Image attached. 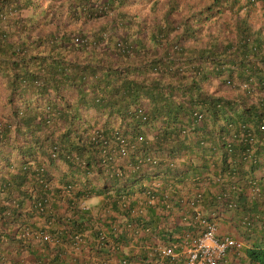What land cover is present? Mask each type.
Masks as SVG:
<instances>
[{
  "label": "trees",
  "instance_id": "trees-1",
  "mask_svg": "<svg viewBox=\"0 0 264 264\" xmlns=\"http://www.w3.org/2000/svg\"><path fill=\"white\" fill-rule=\"evenodd\" d=\"M129 1L0 0V264H65L86 229L73 264L159 260L149 236L110 255V208L167 241L206 228L183 224L192 189L230 203L240 233L259 227L230 264H264V0L178 17L184 0H139L149 18Z\"/></svg>",
  "mask_w": 264,
  "mask_h": 264
},
{
  "label": "clouds",
  "instance_id": "clouds-1",
  "mask_svg": "<svg viewBox=\"0 0 264 264\" xmlns=\"http://www.w3.org/2000/svg\"><path fill=\"white\" fill-rule=\"evenodd\" d=\"M202 0H184L183 3V8L181 10H176L174 12V15H178L181 13H185L187 10L185 9L186 3H189V5L197 8L201 4ZM254 188V187H253ZM256 190V188H254ZM200 191V190H199ZM191 193L194 194V197H192L190 200L187 202V210L185 213L182 214L183 216V224L186 227H190L191 223L194 225H207L208 223H212L215 226L214 234L217 237H230L235 239L236 241L239 242L238 246L230 247L227 248L223 253L215 257V264H230L233 263L238 259V256L244 257L246 256L245 248L250 246L251 242H254L255 237H259L261 235L259 227L253 230H248L242 233V236H236V235H228V234H220L218 232V224H217V217H224V212L225 209L230 205V203H225V200H220L219 202L215 203V206L217 209H215L212 205H202L201 202L198 201L199 198H201V195L199 192H194V189L191 190ZM229 195V191L226 190L225 196ZM199 202V203H198ZM90 204L92 205H98L100 203L99 198H92L89 201ZM228 219V217H226ZM126 229V231H124ZM206 229V228H205ZM204 229V230H205ZM121 232L124 231V235L127 236L126 238V243L131 244L132 242H135V240L139 237V226L136 224H130L125 221L124 227L121 228ZM204 230L197 229L195 231L186 229L185 233L180 234V236L173 235L170 239L167 241H162V243H157V244H152L153 250L156 249L158 259L161 260L164 257H168L171 260L174 259L177 255H180L182 257V264H184L185 260V252L189 247V241L191 238H194L196 236H200ZM119 232V233H121ZM152 232V231H149ZM78 235V239H76L74 236ZM73 236V247L77 250H81V247H83V233L82 232H77ZM246 236V237H245ZM105 238L108 239V247L109 251L114 252V250L118 249H126L124 246L123 241H119V246L114 245V239L110 236L105 235ZM253 239V240H252ZM117 247V248H116ZM169 247L170 252L168 254H163L161 250L163 248ZM122 254H125V252H122ZM149 258V256H148ZM146 258L145 260H142V258H138V256L135 257H119L117 258L119 261L122 263H130V264H135V262L139 261H144V262H149V260ZM106 263V259L102 262Z\"/></svg>",
  "mask_w": 264,
  "mask_h": 264
},
{
  "label": "crops",
  "instance_id": "crops-1",
  "mask_svg": "<svg viewBox=\"0 0 264 264\" xmlns=\"http://www.w3.org/2000/svg\"><path fill=\"white\" fill-rule=\"evenodd\" d=\"M178 10L180 11L181 8H179ZM92 198H99L100 199V196L99 195H94L92 197H89V198L84 200V203H85L86 206H88V209L90 210L89 211L90 214L95 215L97 213V211H98V205H92V204L89 203V201ZM64 204L65 203L63 202V205ZM109 212L113 216L112 224H113L115 229H114L113 232L109 231L107 236H110V237H112L114 239V245H117V247L119 246V241H121V240L123 241L125 248L137 247L138 245L141 244L142 240L145 241V239H148V236H149V239H151V241H152V243L154 245L157 244V243H162V240H161V233H162L161 226H163V223H160V225H158V223L156 221L152 220L151 224L146 223L143 226H139L138 225L139 229H140L139 233H141V234H139V237L135 240V242H132L131 244H127L125 242L127 236H125L122 233H119V232L122 231L121 228L124 227V224H125L124 214L123 213L113 212V210L111 208H110ZM144 212L148 213L149 211L145 210ZM150 217L152 219L153 215L150 216ZM216 219H217V224H218V232L220 234L232 235L234 233L236 236H242V232L240 233L238 228L233 227L230 224V221L227 218H225V217H217ZM92 223H93V220H92ZM100 226H102V225H100ZM153 229H154V232H153ZM82 231H83V238H84L82 254H81L80 250L75 249L73 246H70L71 248H69V249L65 247L63 250H67V252H69V256H66L65 259H63L65 264H73L74 262L72 261V258L74 256H78V257L81 256V258H87L88 252H89L88 251L89 245L90 246L93 245L94 241H96L94 239V237H93V235H92L90 230L86 229V230H82ZM149 231H152V232H149ZM116 234H121L122 237H124L125 239H123V238L120 239L118 237L116 238V236H115ZM142 235H144V236H142ZM87 239H88V242H86ZM254 242H258V237L257 238L255 237ZM109 252H110V255H115V252H111V251H109ZM118 252H122V251H120L118 249ZM135 256H138V258H140L139 255H135ZM111 257L109 258V256H108L106 258V264L107 263L108 264H115V262L117 260H115L114 257H112V258ZM135 264H182V257L180 255H177L172 260L170 258H168V257H164L161 260H156L155 259V260H151L149 262H144V261L141 260L139 262L136 261Z\"/></svg>",
  "mask_w": 264,
  "mask_h": 264
},
{
  "label": "built area",
  "instance_id": "built-area-1",
  "mask_svg": "<svg viewBox=\"0 0 264 264\" xmlns=\"http://www.w3.org/2000/svg\"><path fill=\"white\" fill-rule=\"evenodd\" d=\"M215 226L212 223L206 225V229L200 236L191 238L189 247L185 252L184 264H215V257L223 253L227 248L238 246L239 242L230 237H217L214 234ZM78 239V235L74 236ZM169 247L161 252L168 254Z\"/></svg>",
  "mask_w": 264,
  "mask_h": 264
},
{
  "label": "rangeland",
  "instance_id": "rangeland-1",
  "mask_svg": "<svg viewBox=\"0 0 264 264\" xmlns=\"http://www.w3.org/2000/svg\"><path fill=\"white\" fill-rule=\"evenodd\" d=\"M140 3L141 1L139 0L129 1L128 4L126 5V10L128 11L129 14L131 13L133 16L138 15L140 18H149V16H151L153 12L148 10L147 5H142ZM162 6H163L162 4H159L156 7V11H160L162 9ZM175 17H178V15H176ZM213 30L215 31V29ZM212 80L218 81L216 78H213ZM156 177H159V175H156L155 178ZM232 235H235V234L233 233Z\"/></svg>",
  "mask_w": 264,
  "mask_h": 264
}]
</instances>
